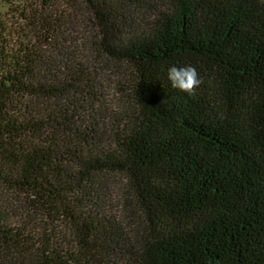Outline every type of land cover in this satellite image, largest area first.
Here are the masks:
<instances>
[{"label": "trees", "instance_id": "1", "mask_svg": "<svg viewBox=\"0 0 264 264\" xmlns=\"http://www.w3.org/2000/svg\"><path fill=\"white\" fill-rule=\"evenodd\" d=\"M0 264H264V0H0Z\"/></svg>", "mask_w": 264, "mask_h": 264}, {"label": "clouds", "instance_id": "2", "mask_svg": "<svg viewBox=\"0 0 264 264\" xmlns=\"http://www.w3.org/2000/svg\"><path fill=\"white\" fill-rule=\"evenodd\" d=\"M167 79L173 89L180 90L189 95H194L195 90L202 83L201 78L194 66L183 67L171 66L167 70Z\"/></svg>", "mask_w": 264, "mask_h": 264}, {"label": "rangeland", "instance_id": "3", "mask_svg": "<svg viewBox=\"0 0 264 264\" xmlns=\"http://www.w3.org/2000/svg\"><path fill=\"white\" fill-rule=\"evenodd\" d=\"M119 182H121V181H119ZM123 192V191H122Z\"/></svg>", "mask_w": 264, "mask_h": 264}]
</instances>
